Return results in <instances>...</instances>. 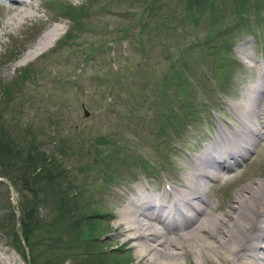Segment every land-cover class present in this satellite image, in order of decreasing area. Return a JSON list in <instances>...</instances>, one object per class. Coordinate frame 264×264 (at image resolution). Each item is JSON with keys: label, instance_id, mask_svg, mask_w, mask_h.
<instances>
[{"label": "rangeland", "instance_id": "obj_1", "mask_svg": "<svg viewBox=\"0 0 264 264\" xmlns=\"http://www.w3.org/2000/svg\"><path fill=\"white\" fill-rule=\"evenodd\" d=\"M107 1L32 0L37 6L32 10L33 18L21 24L16 21L13 26L7 22L15 12H7L6 7L0 5V102H4L2 88L21 86L13 88V96L19 106L22 105L17 119L33 125L38 138L41 141L43 138L46 144L51 143V147L56 142L48 140L44 131L54 122L50 135L68 143L61 145L64 152L62 156L59 154L61 165L64 162L70 167L67 179L85 189V199L92 196V200L81 207V213L90 214L96 210L98 215L94 221L100 224L96 226L97 242L88 241L83 248L73 246L69 252L71 257H68V249L46 233L47 226L60 220L54 207L56 194L52 190L55 184L48 183L49 201L37 203L34 219H24L20 198L25 197L28 207L35 205V201L30 185L27 189L25 177H22L24 162L18 156L22 153L14 151L10 158L16 168L20 191L13 188L12 193L8 186L0 184V264H102L98 260L100 256L113 251L123 264H145L138 257L137 248L118 227L119 211L136 193L158 199L168 195L167 202H173L169 193L172 189L184 191L183 178L192 171L194 159L220 137H229L242 130L241 118L232 107L242 100L246 89L257 83V71L264 68V0L258 4L251 0L247 5V24L253 30L248 28L250 33L245 31L244 24L238 25L224 51L225 67H219L217 72L212 64L217 51L214 56L209 55L211 49L208 51L199 45L197 48V44H193L207 33L206 24L195 28L186 21L176 23L175 36L156 38L144 57L140 52L142 35L149 30L156 35L159 12L151 19L147 13L142 15L148 18V25L141 31V22L127 15L139 7L135 0L134 3L133 0H115L106 4ZM256 5L258 14L261 13L258 22L255 21ZM170 6L171 3L162 6L159 14H168ZM66 8L73 14H68ZM80 13L86 15L85 23L81 22L82 27L75 31L72 20L78 19ZM182 15L181 11L177 13V17ZM50 26L60 30L55 40L35 57L22 61L28 47ZM123 32L127 33V38L121 40ZM68 33L71 39H64ZM215 43L224 45L225 40L216 39ZM205 52L207 57L200 58ZM181 56H185L186 64L179 61ZM31 68L36 81L19 80L22 70ZM181 72L191 82L185 95L174 85L163 83L164 79L170 76L171 81ZM82 104L89 112L88 117L83 115ZM187 107L192 109L190 114H185ZM55 111L58 112L53 113ZM164 114L174 118L170 117L165 123ZM0 145L3 144L0 142ZM59 149L57 147V151ZM237 160L230 169L222 171L221 179L209 181L205 198L210 204L198 220L211 222L213 216L228 212L236 204V194L248 184L264 185V142L257 143L252 151ZM41 186L44 189L43 183ZM185 218L179 221L190 224L192 218ZM23 220L30 223L34 232L28 247L20 232ZM198 222L188 229L184 228L185 224L172 228L167 234L169 243L181 242L182 246H187L193 240H201L214 246L209 236L199 231L202 239L195 233ZM36 224L45 225V229L37 231ZM152 225L161 228L155 221ZM193 230L195 234L185 235L186 231ZM62 232V243L68 245V238L74 239L75 235ZM171 249L179 254L181 264H237L224 258L195 255L194 249L183 254L180 247Z\"/></svg>", "mask_w": 264, "mask_h": 264}, {"label": "bare ground", "instance_id": "obj_2", "mask_svg": "<svg viewBox=\"0 0 264 264\" xmlns=\"http://www.w3.org/2000/svg\"><path fill=\"white\" fill-rule=\"evenodd\" d=\"M0 5L6 7L7 12H15V16L7 22L10 26L16 21L21 24L26 19L33 18V11L37 8L32 0H0ZM59 31L53 26L46 29L37 41L28 47L22 56V61L39 54L55 40ZM259 74L261 79L250 87L253 91L246 89L242 94V100L232 107L241 118L242 130L229 137H220L206 148L212 150L219 147L224 151L228 150L223 159H219L220 157L213 159L212 153L205 149L204 153L198 155L191 164L192 171L183 178L184 191L179 192L176 189L169 191L172 200L174 199L173 202H167L168 195L158 199L145 193H136L135 197H130L119 211L118 227L137 248V255L145 264H181L179 254L173 253L171 247H180L182 254L194 249L191 251L195 255L224 258L237 264H264V185L262 183L253 182L243 187L236 194V204L222 216H213L211 222L198 220L205 215L206 206L210 204L205 198L209 181L221 179L222 171L230 169L238 162L239 157L242 158L252 151L257 143L264 142V96H262L264 68L259 69ZM217 162H223V166L220 164L217 166ZM152 210L156 211L152 212ZM185 216L192 218L188 225L182 223V220L179 221ZM152 221L159 223L161 228H155ZM195 222H198L197 225L195 224V231L198 232L195 233L200 236L199 231H201L209 236L215 242L214 246H211V242L203 243L201 240H193V243L187 246H182L181 242L169 243L167 234L172 228L179 224L183 227L185 224L184 228L188 229ZM192 233L194 230L186 231L185 235L191 236Z\"/></svg>", "mask_w": 264, "mask_h": 264}, {"label": "trees", "instance_id": "obj_3", "mask_svg": "<svg viewBox=\"0 0 264 264\" xmlns=\"http://www.w3.org/2000/svg\"><path fill=\"white\" fill-rule=\"evenodd\" d=\"M114 1L115 0H108L106 4ZM260 1L261 0H254L253 3L258 4ZM135 2L139 7L137 10L135 9L132 13L127 15L129 16V19H138L141 22V31H145V28L148 25V18H142L144 13H147V16L151 19L152 15H156L158 12H161L160 9L162 6L169 5V3H171L168 14L165 15L158 13L156 15V30H158L156 35L150 30L146 33V35H142V38H144L141 40L143 42L140 52L144 57L146 55V49L152 46V43L156 38L169 39L175 36L173 29L176 23L186 21L195 28L201 26L202 24H206L207 33L201 40L195 41L193 44H197V48L199 45L200 48L206 47L208 51L211 49L209 55L214 56L215 51H217L216 58L214 56L212 59L213 67H215V72H217L219 67H223L225 64L226 55L224 51L228 49L227 47L230 45L229 37L231 34L236 32L235 30H237L238 25L244 24V28L246 29L245 31L247 32H250L249 30H253L251 26H248L247 23H249V19L246 17V7L251 0H135ZM133 6L135 8V5ZM256 6L255 11L257 13V19H255V21L258 20V16L261 14H258V5ZM65 10L68 11V14H73V12L71 13V10H68V8ZM179 11L183 12L181 17H177V13ZM127 12L128 10H126V13ZM82 14L83 13H80L78 15V19L72 20V23L76 28L75 31H78L81 26V22L85 23L86 15ZM262 18L263 17H259V19ZM248 28L249 30H247ZM120 38L121 40L126 39L127 33L123 32L120 34ZM220 38L225 40L224 45H217L215 43L216 39ZM64 39H71V34L68 33ZM187 47L190 49V44L187 45ZM207 55V52H205V54L200 58H205L204 56L207 57ZM179 61L186 64L185 56L179 57ZM172 67L175 66L173 65ZM32 70V68L22 70L19 75V80L22 79V82L29 80L31 83L36 81V77H34L36 74L32 75ZM29 75H32V77ZM169 78L170 76L168 79H164L163 83L167 82L168 84L170 83L171 85H174L178 88L181 95H185L187 93L191 82L187 76L184 77L183 72L175 74L171 81H169ZM13 88L20 89L21 86H17V84H15V86L6 85L1 90V95L3 96V98H1L2 100L4 99V102H0V142L3 144L0 145V178L6 179L10 182L13 188L16 189V191H20L18 185L19 180L16 178V168H13L14 164L12 163L10 156L14 151L19 154L22 153V155H18L22 160L21 162H24V175H22V177H25L24 180L27 189L28 184L30 185L29 189H31V192L29 190L28 191L31 193V196L35 201V205H31V207L26 206L25 197L24 199L22 197L20 198V206L24 213V219L30 220H33L35 217L34 214L37 203L49 201V193H47L48 183L55 184V189L52 190L53 193L56 194V205L54 207L58 211L57 217H59L60 220L53 221L50 224L51 227L47 226L46 233L48 234L49 232V235H51L50 237H52L54 241L59 244L61 243L60 246H64L65 249H68V253L66 254L68 257H71L69 252L73 250V246L78 245L79 248H83L84 243H87L88 241H96V232L98 231L96 226L100 224L97 221H94V217L97 216L98 213L96 210H93L90 214L81 213V207L85 206L90 200H92V196L88 195L87 199H85V189L81 188L79 185H75V182L70 181L69 178L67 179L69 172L68 169L70 167L66 166L64 162H62L61 165V161L59 160V154L62 156V153L64 152V147L61 145L67 146V141L56 135H50L53 130L54 122H51L50 128L47 126L44 131V133L46 132L48 140H55L56 145L53 147H51V143L46 144V141L43 138L42 141L38 138V132L35 130L33 125L27 121L21 123L20 120L17 119V114L21 112L19 108L22 109V105L19 106L18 101L15 99V95L13 96ZM166 90L162 91L165 95ZM7 108H10L11 110ZM7 110H9V113H6ZM191 110L192 109L190 107H187L185 114H190ZM14 112L16 113V116H12ZM56 112L58 111L53 113ZM6 115H8L9 118H6ZM20 116L22 117V115ZM49 116H51V114H49ZM170 117L174 118L171 114L168 116L164 114L162 119L164 118L165 123H167ZM176 121L179 120L176 118ZM34 132L36 133L37 138L36 135H34ZM29 136H32V138ZM5 144L12 146L14 149H10L7 145L5 147ZM24 144L28 146H25ZM57 147L61 149L57 151ZM5 149L9 151L5 152ZM18 156L16 155V158ZM23 158L29 161L26 162ZM32 164L34 165L33 167L31 166ZM20 169L22 168L19 167V170ZM69 174L72 175L71 173ZM42 183L44 184V189L41 186ZM0 184L3 183L0 182ZM42 193V197L39 198ZM60 212L65 214H60ZM93 214L94 216H92ZM29 225L30 223L25 220H23L20 225V232L27 247L32 243V238L34 237V232ZM37 225L38 224H36L37 231L38 229H45V225ZM56 225L57 228H54ZM62 230L75 235L74 239L68 238V245H64L62 243ZM14 237L18 240L16 233H14ZM15 239L13 238L12 240L15 241ZM13 246H15L14 243ZM117 257L116 252L113 251L111 254L101 255L98 260L102 264H123V261L121 263Z\"/></svg>", "mask_w": 264, "mask_h": 264}, {"label": "water", "instance_id": "obj_4", "mask_svg": "<svg viewBox=\"0 0 264 264\" xmlns=\"http://www.w3.org/2000/svg\"><path fill=\"white\" fill-rule=\"evenodd\" d=\"M82 107H83L84 117H88L89 113L84 109V106L83 105H82ZM0 181H3L4 183H6L9 186L10 189H12L11 188V185L6 180H1L0 179Z\"/></svg>", "mask_w": 264, "mask_h": 264}]
</instances>
